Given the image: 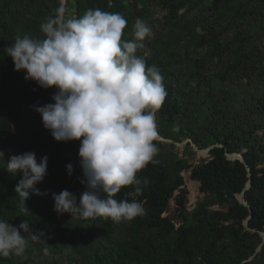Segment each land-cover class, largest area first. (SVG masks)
<instances>
[{
    "label": "rangeland",
    "instance_id": "1",
    "mask_svg": "<svg viewBox=\"0 0 264 264\" xmlns=\"http://www.w3.org/2000/svg\"><path fill=\"white\" fill-rule=\"evenodd\" d=\"M63 1L68 14L76 17L84 14L76 12L77 0H0V83L4 78L9 79L7 92L12 100L18 98L27 81L21 71H14L13 62L4 49L14 42L16 35L41 37L40 25L48 17L45 10L53 9L55 12ZM104 1L110 5L120 3L126 8L135 5L139 13L135 18L127 19L123 39H134V23L137 19L144 20L152 28L153 35L142 42L144 47L138 49L137 55L149 58L153 52L156 56L153 65L163 76L167 69L182 68L185 72L183 79L188 80V85L193 88L173 127L175 141L157 139L162 142L157 159L167 167L169 181L180 175L184 182L182 188L186 191L181 206L176 203L178 192L173 193L163 217L171 220L177 228L182 218L191 222L190 214L196 210L224 211L225 207L218 205L213 196L201 193L199 183L190 178L191 168L209 158L207 150L211 146L196 145L187 130L195 134L201 141L199 144H204L229 130L237 119L245 122L254 118V114L247 111L249 102L254 104L264 100V0ZM87 2L93 0L79 1L83 6ZM46 91L47 104L52 103L51 97L56 89L52 87ZM212 104L221 110L219 116L210 114ZM13 116L16 117L15 114ZM1 124L4 130L10 126V122L5 120ZM11 134H16L12 125ZM254 134L261 136L263 131L257 129ZM238 138L240 143H244L247 135L239 133ZM23 141L19 137L17 143ZM0 151L5 154L0 160V219L13 226H18L23 220L29 221L34 231L44 232L47 243L30 241L22 256L0 257V264H109L103 258L106 254L100 245L102 238L89 229L91 219L71 218L68 213L58 215L53 210L52 193L59 192L37 185L48 195H30L25 201L28 211L20 210V198L12 191L14 176L5 167L9 157L20 154L22 149ZM226 158L233 159L228 155ZM109 239L111 244L133 239L137 243L156 246L161 243L155 231L142 228L136 235L129 230L128 223H117ZM195 241L193 253L196 260L206 264L202 256L203 252L210 250L211 242L202 235ZM263 243L264 233H260L250 242V248L255 247L252 255L244 259L242 256L237 259L234 255L223 264H264ZM45 247L47 253L44 252ZM160 255L161 252L155 256L154 264H188L185 258L166 260ZM133 257L136 264H144L139 256Z\"/></svg>",
    "mask_w": 264,
    "mask_h": 264
},
{
    "label": "clouds",
    "instance_id": "2",
    "mask_svg": "<svg viewBox=\"0 0 264 264\" xmlns=\"http://www.w3.org/2000/svg\"><path fill=\"white\" fill-rule=\"evenodd\" d=\"M126 27L120 13L90 8L76 17L61 3L41 23V37L16 35L4 49L14 71H23L26 81L43 89L55 87L52 103L34 106L43 127L57 142H80V183L85 191L79 202L68 190L52 193L58 215L110 218L115 223L145 215L138 200L118 201L115 196L129 186L134 191L128 196H140L149 183L137 173L149 163H158L156 113L167 92L161 71L137 55L142 42L153 35L152 28L137 19L134 39L124 40ZM4 155L0 151V160ZM47 159L37 161L35 153L25 152L10 156L6 163L10 174L21 176L15 192L22 212L28 211L25 201L30 195H48L37 187L47 174ZM66 170L71 176L73 165L67 164ZM30 225L27 220L13 226L0 219V257L22 256L30 241L47 244L44 232Z\"/></svg>",
    "mask_w": 264,
    "mask_h": 264
},
{
    "label": "trees",
    "instance_id": "3",
    "mask_svg": "<svg viewBox=\"0 0 264 264\" xmlns=\"http://www.w3.org/2000/svg\"><path fill=\"white\" fill-rule=\"evenodd\" d=\"M79 1L76 2V12L79 15L90 8L120 13L126 20L135 18L139 13L135 5L126 8L120 3L110 5L104 0H93L83 6ZM47 10L48 12L45 10L47 16L54 13L53 9ZM148 57L144 58L146 65L154 66L156 56L152 52ZM21 72L25 76V73ZM165 72L164 87L167 96L156 113L157 131L160 139L175 141L173 127L182 113V104L186 98L189 99L193 88L188 85V80L183 79L185 72L182 68L167 69ZM8 83L7 78L0 83V149L21 148L20 154L33 152L37 161L47 156V174L38 185L47 186L59 193L68 190L79 199L80 194L85 191L80 183L82 179L78 157L80 142H57L52 138L50 131L43 127L41 116L34 111V106L47 104L46 89L28 80L18 93V98L12 100L7 92ZM247 111L254 114L252 120L247 119L244 122L241 119L235 121L233 118L235 122L229 126V130L220 136H214L208 143L199 144L201 141L191 130H187L193 143L204 148L211 146L208 150L209 158L191 168L190 178L199 183L201 193L213 196L216 203L225 207V210H196L190 214L191 222L182 218L181 224L174 228L171 220L163 217V214L175 191L178 192L176 203L178 206L182 205L186 198V191L182 188L184 182L178 174L170 182L167 167L159 163L156 154L155 159L158 163H149L137 173L142 180L145 177L149 180V183L143 186L142 195L128 196L127 193L134 191V188L129 186L122 188L115 199L118 201L128 199L129 202L136 199L141 202L146 210L145 215L130 222L120 223H128L129 230L136 235L142 228L153 230L161 243L156 246L150 243H137L136 239H133L111 244L109 236L117 223L110 218H97L92 220L89 229L102 238L100 245L105 250L106 255L103 258L107 263L136 264L133 256H139L144 264H154L157 260L154 259L155 256L161 252L166 260L169 258L175 260L179 257L187 259L188 264H201L197 262V257L193 253L195 238L201 235L211 242L210 250L203 252L202 256L206 264H223L234 255L237 259L252 255L255 247L250 248L251 240L264 233V100L254 104L253 101L249 102ZM220 113L222 112L218 106L212 104L210 114L219 116ZM3 120L10 122L6 130L1 124ZM11 125L16 134H11ZM257 129L263 131L261 136L254 134ZM239 133L244 135L246 133L247 139L244 143L239 142ZM19 137L24 141L17 143ZM154 143L157 147L162 145L158 140ZM233 154L240 155L243 163L226 158L227 155H230V158H237ZM69 163L73 165L71 176L66 170ZM20 178V174L17 173L13 179L12 191L15 194V187ZM248 182L249 187L246 188ZM240 194L242 202L236 199ZM193 221L195 223H192ZM261 250L264 252V243Z\"/></svg>",
    "mask_w": 264,
    "mask_h": 264
},
{
    "label": "water",
    "instance_id": "4",
    "mask_svg": "<svg viewBox=\"0 0 264 264\" xmlns=\"http://www.w3.org/2000/svg\"><path fill=\"white\" fill-rule=\"evenodd\" d=\"M62 3H64V1H63ZM158 138H159V137H158ZM208 150H209V149H208ZM208 150H207V152H208ZM233 155H235L237 158H233L232 160H239L240 162L243 163V159L241 158L240 155H238V154H233ZM228 156H230V155H228ZM248 187H249V182L246 184V188H248ZM241 197H242V194L238 195L237 198H236L237 201L242 202Z\"/></svg>",
    "mask_w": 264,
    "mask_h": 264
}]
</instances>
